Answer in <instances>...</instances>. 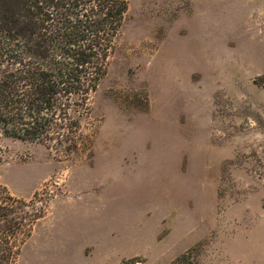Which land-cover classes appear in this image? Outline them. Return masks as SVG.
<instances>
[{
    "label": "rangeland",
    "instance_id": "rangeland-1",
    "mask_svg": "<svg viewBox=\"0 0 264 264\" xmlns=\"http://www.w3.org/2000/svg\"><path fill=\"white\" fill-rule=\"evenodd\" d=\"M89 108L0 140L18 264H264V0H129Z\"/></svg>",
    "mask_w": 264,
    "mask_h": 264
},
{
    "label": "trees",
    "instance_id": "trees-1",
    "mask_svg": "<svg viewBox=\"0 0 264 264\" xmlns=\"http://www.w3.org/2000/svg\"><path fill=\"white\" fill-rule=\"evenodd\" d=\"M128 7L129 0H0V140L75 150ZM21 204L0 185V264H18ZM191 252L170 264H189Z\"/></svg>",
    "mask_w": 264,
    "mask_h": 264
}]
</instances>
